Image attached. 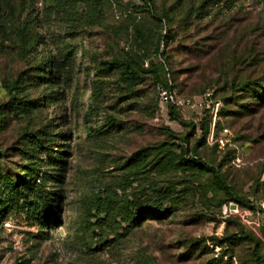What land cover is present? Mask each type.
<instances>
[{
    "label": "rangeland",
    "instance_id": "rangeland-1",
    "mask_svg": "<svg viewBox=\"0 0 264 264\" xmlns=\"http://www.w3.org/2000/svg\"><path fill=\"white\" fill-rule=\"evenodd\" d=\"M0 24V171L41 178L50 211L0 196V264H264V102L232 83L264 70V0H0ZM113 60L161 65L178 98L212 91L216 121Z\"/></svg>",
    "mask_w": 264,
    "mask_h": 264
},
{
    "label": "trees",
    "instance_id": "trees-1",
    "mask_svg": "<svg viewBox=\"0 0 264 264\" xmlns=\"http://www.w3.org/2000/svg\"><path fill=\"white\" fill-rule=\"evenodd\" d=\"M0 29L3 33H6L4 31V28L2 26V24H0ZM6 35V34H5ZM18 36L20 38L23 39V35L21 33H18ZM7 37V35H6ZM160 46H157L155 49V53H159L160 52ZM226 53V52H224ZM224 55L226 56V54H223L221 57L224 58ZM238 59V58H242L241 55H233L231 56V61H234V59ZM46 61H48L50 67L52 68L53 66V62L46 58ZM153 65V64H152ZM104 69L109 71V70H114V69H121L123 70V74H122V79L124 81H135V80H139L142 75L144 74H148V73H153L155 75V78L158 81V84H165V85H169V81L167 80H163L160 77V73L162 71V66H156L154 68V70L148 69V68H144L143 65H134L132 62L128 61V60H113L112 62H104ZM255 72L257 73V78H249L247 79V81L244 82H239L236 87H235V81H237V77H234L233 79V85H234V89L239 90L240 86L242 85H246L247 89L251 90V92L254 94V98L256 99V101H260V102H264V84H261L262 82L264 83V70L262 71H258L257 69H255ZM263 72V73H262ZM172 85L170 86V89L173 90L175 92V88H174V84L173 82H171ZM15 89H17V87H9L8 91L9 94L12 96V98H14L15 96ZM204 91V90H203ZM209 92V91H206ZM206 92L202 93L205 94ZM201 95V96H202ZM201 96H199L198 98H200ZM214 97V96H213ZM197 98V99H198ZM196 99V98H193ZM22 103V104H21ZM17 102L16 103V107L18 110V113H23L26 114L27 110L26 107L29 108L30 105H32L33 102L31 101H22V102ZM26 105V106H25ZM14 108V109H15ZM173 113V112H172ZM173 115V114H172ZM210 125V123H209ZM217 125V123H216ZM197 124H193V128L196 129ZM216 128V126H215ZM205 129V130H204ZM201 134L202 137L200 139L199 145H209L212 147H218V145L216 143H213L212 145L208 143V137L210 134V129L209 128H201ZM39 138V135H30L28 137V146L29 149L31 151H35L36 148L35 145H40L41 141ZM184 154V158H186L187 160H190V158H192V156H189L187 153V149L185 148L182 152ZM0 162H1V154H0ZM211 174H212V178L214 180V182L220 186L221 188H223L224 190L227 189V185L225 184V182L223 181L222 177L219 175V173L217 171H215L214 168L212 167H208L207 168ZM29 178L27 176L21 178L19 181L15 182L12 178H10L7 175H3L1 174L0 171V196H3L6 200L5 202L2 204V206H7L9 203H14V201H18V195L21 191H24L25 189H33L34 190V194L36 196V199L30 204V210L33 211V213H46V215H49L50 211L48 208V204H47V199L45 198L46 196L43 194L44 190H45V186L42 182L41 178H38L39 183L34 182L32 183V180H28ZM234 201V200H233ZM235 202V201H234ZM237 203H239L237 201ZM157 212H155L156 215H161V212L163 211L162 209H158L156 210ZM263 231H264V225H263ZM264 234V233H263ZM254 256L260 261L264 263V257L260 255V253L258 252V245L256 246V250L254 252Z\"/></svg>",
    "mask_w": 264,
    "mask_h": 264
},
{
    "label": "built area",
    "instance_id": "built-area-1",
    "mask_svg": "<svg viewBox=\"0 0 264 264\" xmlns=\"http://www.w3.org/2000/svg\"><path fill=\"white\" fill-rule=\"evenodd\" d=\"M172 83L169 81V85L158 84L157 86V101L159 106L172 108L176 113H180L186 109H193L197 111H207L210 109L214 110V120L216 121L219 108L221 107L220 102L213 101L214 93L212 91L206 92L198 99L190 98H178L176 93L170 89ZM214 132L209 135L208 142L216 143L219 149H224L230 142L227 138L229 131L223 130V133L219 137H214Z\"/></svg>",
    "mask_w": 264,
    "mask_h": 264
},
{
    "label": "water",
    "instance_id": "water-1",
    "mask_svg": "<svg viewBox=\"0 0 264 264\" xmlns=\"http://www.w3.org/2000/svg\"><path fill=\"white\" fill-rule=\"evenodd\" d=\"M236 206L235 205H232V209H234Z\"/></svg>",
    "mask_w": 264,
    "mask_h": 264
}]
</instances>
